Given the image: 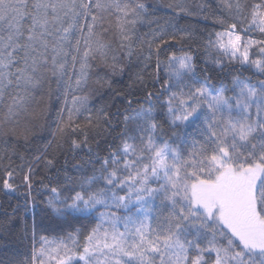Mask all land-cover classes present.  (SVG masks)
Masks as SVG:
<instances>
[{
  "label": "snow or ice",
  "instance_id": "obj_1",
  "mask_svg": "<svg viewBox=\"0 0 264 264\" xmlns=\"http://www.w3.org/2000/svg\"><path fill=\"white\" fill-rule=\"evenodd\" d=\"M113 7L137 19L146 13L142 3L121 8L104 0H0V127L7 128L2 135L25 143L36 138V121L52 102L53 80L56 93L63 88L64 99L46 148L60 149L68 136L83 132V141L71 142L75 151L87 146L89 130L110 123L111 113L103 108L91 115L87 96L73 95L71 103L68 97L88 86L93 63L117 72L120 54L104 40L103 27L104 13ZM227 7L242 11L239 3L228 2ZM250 7L239 23L250 17L248 28L264 35V0ZM217 22L223 30L215 32L214 39L209 34L207 43L217 54L215 62L251 65L264 75V40H245L238 23L223 18ZM117 27L119 48L130 61L131 37L124 34L123 25ZM184 38L163 29L141 38L149 49L145 60L155 54L156 67L148 72L145 63L136 79L144 83L147 72L158 81L161 69L168 78L159 93H147L148 107L140 105L131 114L125 110L121 142L103 159L97 153L90 161L99 164L93 174L75 180L65 174L66 194L61 196L62 189L53 187L48 200L57 215H90L97 207L105 211L84 237L82 250L75 236L68 238L71 247L62 242L50 250L51 242L45 240L34 249L31 264H45L46 254L55 264H264V80L254 85L234 78L231 88L219 90L207 80L186 83V76L195 77L191 55L173 52L160 59L169 41ZM254 46L258 52L252 51ZM95 82L108 83L103 76ZM154 96L169 127L187 128L200 121L198 138L173 132L158 142L165 129L156 119ZM82 111H89L83 125L77 123ZM45 163L54 166L53 159L45 158ZM3 167V189L13 191L10 157ZM101 181L103 186L95 187ZM113 208L116 211H110ZM120 211L128 214L118 215Z\"/></svg>",
  "mask_w": 264,
  "mask_h": 264
},
{
  "label": "trees",
  "instance_id": "obj_2",
  "mask_svg": "<svg viewBox=\"0 0 264 264\" xmlns=\"http://www.w3.org/2000/svg\"><path fill=\"white\" fill-rule=\"evenodd\" d=\"M104 2L118 4L121 8L125 5L131 8L141 3L146 7V13L139 19L132 15L125 16L115 7L104 13L103 27L107 29L104 40L110 42L112 48L120 54L117 72L112 74L108 69H98L97 64L93 63L88 86L69 93V103L73 95L87 96V109L91 111L93 117L99 108L111 113L110 123L102 124L98 130H89L87 146L75 151L71 150V142L73 139L83 141V132L68 136L60 149L51 146L46 148L49 141L53 140L52 132L56 128L58 109L64 99L63 88L56 93V82L53 80L52 102L45 116L36 121L35 139L25 143L23 138L17 139L11 135L5 137L2 133L6 132L7 128L0 127V264H31L34 249L38 250L42 240L47 239L71 243L69 236H75L79 240L81 249L84 237L96 226L97 218L94 211L90 215L80 213L57 215L49 207L48 200L52 195L53 187L62 189L61 196L66 194V188L63 187L66 185L65 174L73 180L93 174V169L98 168L99 164L90 161L95 159L97 153L103 159L112 148L120 144L125 110L127 109L128 114H131L132 110L140 105L148 107L147 93L149 91L159 93L161 85L168 78L161 69L158 81L149 78L147 72L144 73V83L136 79V73L145 63L150 65L148 72L154 71L156 67L155 54L150 61L145 60L149 49L146 43L141 45L142 37L146 40L153 32H159L161 29L167 35L175 34L177 38L184 36L185 38L180 42L169 41V46L161 52L160 59L166 60L173 52L177 55L183 53L191 55L195 65V77L186 76V80L190 82L203 83L207 80L214 89L219 90L222 86L231 88L234 78L254 85L264 80V75L259 74L251 65L228 62L223 63L222 66L218 65L213 59L214 51L207 47L209 34H212L211 38L214 39V33L223 30L217 22L221 18L228 24L238 23L240 34H250L251 29L248 28L250 17L244 19L243 23H239V19L247 16L251 10L250 6L260 3L261 0H104ZM228 2L233 5L239 3L242 11L237 12L235 7L229 10ZM169 5L173 7L169 8ZM175 5H179L180 8H176ZM132 20L136 22L125 23ZM118 24L123 25L126 29L124 34L131 37L134 54L130 61L119 48L121 33ZM257 36L264 38V35L261 36L258 32ZM141 47L142 53H140ZM252 51L258 52L255 49ZM119 66H123L125 70L120 72ZM98 76H103L108 83L97 84L95 81ZM47 87L46 84L45 90ZM228 94L232 95V92ZM164 95L166 96L167 93ZM160 98L163 99L164 96ZM129 100L132 102L131 105L128 104ZM158 103L154 96L153 104L157 108L156 119L165 129L163 138L158 137L160 142L172 136L173 132L184 135L189 140L198 138L197 132H193L197 129L198 121L187 128H171L165 122ZM3 115L4 106L0 105V120L3 119ZM88 115L89 111H82L78 115L77 123L85 124V117ZM173 140L175 141L174 137ZM9 157L14 173L10 180L15 188L13 191L3 189V166L9 163ZM45 158L53 159L54 166H46ZM29 169H31L30 175ZM26 175H29L28 181H25ZM101 186H103L102 181L95 187Z\"/></svg>",
  "mask_w": 264,
  "mask_h": 264
},
{
  "label": "rangeland",
  "instance_id": "obj_3",
  "mask_svg": "<svg viewBox=\"0 0 264 264\" xmlns=\"http://www.w3.org/2000/svg\"><path fill=\"white\" fill-rule=\"evenodd\" d=\"M257 32L259 33V31H258V29H255V28H253V29H251V33L250 34H241L243 37H244V39L245 40H247V39H249V38H251L252 40H257V41H260V40H264V38L263 37H261V38H259L258 36H257ZM260 34V33H259ZM261 35V34H260ZM262 36V35H261ZM215 38V37H214ZM253 49H255L256 51H258V49H256L255 48V46L253 47ZM252 49V50H253ZM252 58L253 59H256L257 57L256 56H252ZM213 59H217V54H216V52L214 51V58ZM227 63L228 61L225 59L224 60V63ZM187 79V77H185V82L186 83H189V84H191V83H193V82H190L189 80H186ZM198 86V85H197ZM176 90V88H173L172 89V91H175ZM232 95H233V93H232ZM253 111H254V109H253ZM200 123V121H198V123L197 124H199ZM193 132H197V129L195 130V131H193ZM196 134V133H195ZM194 136H196V135H194ZM158 142H160L159 140H158ZM162 143V142H161ZM120 194H123V193H120ZM102 211H105V209L104 208H102V207H97L96 209H95V214H96V218H97V222H98V217H99V214H100V212H102ZM110 211H116L114 208L113 209H110ZM128 213L127 212H124V211H120L119 213H118V215H121V216H123V215H127ZM121 230H123L122 228H121ZM46 241H49V242H51L49 245H48V249L50 250V249H52V248H56V246H57V244H60V243H66V244H68L70 247H71V243L69 242H64V241H52V240H49V239H47ZM44 242H45V240H42V243H41V246H39V248H38V250L42 247V245L44 244ZM81 250H82V248H81ZM54 255V254H53ZM43 260H44V262H45V264H55V260H52L51 262H49V258H48V254H46L43 258H42ZM80 263L81 264H83V262L82 261H80ZM36 264H40V262L39 261H37L36 262Z\"/></svg>",
  "mask_w": 264,
  "mask_h": 264
}]
</instances>
